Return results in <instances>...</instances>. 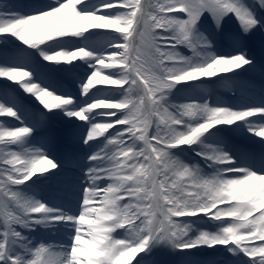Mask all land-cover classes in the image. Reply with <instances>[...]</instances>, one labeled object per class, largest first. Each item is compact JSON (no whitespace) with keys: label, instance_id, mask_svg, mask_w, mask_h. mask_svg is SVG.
Instances as JSON below:
<instances>
[{"label":"snow or ice","instance_id":"1","mask_svg":"<svg viewBox=\"0 0 264 264\" xmlns=\"http://www.w3.org/2000/svg\"><path fill=\"white\" fill-rule=\"evenodd\" d=\"M61 116L63 162L40 134ZM6 117L0 264H264V0H0Z\"/></svg>","mask_w":264,"mask_h":264},{"label":"rangeland","instance_id":"2","mask_svg":"<svg viewBox=\"0 0 264 264\" xmlns=\"http://www.w3.org/2000/svg\"><path fill=\"white\" fill-rule=\"evenodd\" d=\"M238 27V24L237 22L233 19V20H230L227 24V28H230V29H233V30H236ZM252 51L257 55V57L259 58L260 56V52H259V49L255 47V45H250ZM183 51V50H182ZM185 54H189L190 55V52H188V50L186 49L185 51H183ZM22 91V90H20ZM25 96H27V94H24ZM32 100H34V98H31ZM179 99H182V97H179V96H174L173 97V100L174 101H177ZM38 103V102H36ZM53 119V118H52ZM4 121H6L5 119H0V123H3ZM60 121L63 122V125L61 124L60 126H57V128L55 129V131H51V133L49 132H46V135H50L54 141V146H53V150H52V155H55L56 158L58 160H62V158L65 157V155L68 153V149L67 147H69L67 145L66 146H63V141L64 140H73L72 137L69 135V132L70 131H67L66 128H67V125H70L66 122V120L61 116L60 118ZM8 124L9 125H15V126H19L18 123L16 122H13V121H10V120H7ZM79 122V121H77ZM84 123V122H82ZM17 124V125H16ZM231 137L234 136V138H230L228 137V143L229 145L231 146H235V144L238 142V140L241 138L239 135H230ZM256 137H252V139H254ZM74 142V141H73ZM74 143H77L78 145L80 144L78 141L77 142H74ZM253 144V142H250ZM258 144V143H256ZM239 148H242V149H246V150H251L253 149V146H250L249 144H244L243 146L241 145ZM45 189L50 192L52 189L50 188V186H47L45 185ZM47 192V193H48ZM39 198V197H38ZM202 227L204 228H208V229H211V230H214V227L213 225L210 223L206 224V225H202ZM35 236L37 238V240H45L44 242L45 243H49V244H53V243H56V242H60L62 241V237H66V235L64 234V232H59V233H55V235L51 232H48V231H45L43 229L37 231L35 233ZM48 236H51L53 238H56L57 240L55 241H51L49 240L47 237ZM212 257L215 258V259H218L220 257V254L219 253H211ZM229 256L231 257V254L229 253ZM164 258V262L162 261V259ZM247 259V258H245ZM173 260L174 258L169 255V254H166V253H161L159 254L157 257H156V261H157V264H173Z\"/></svg>","mask_w":264,"mask_h":264},{"label":"bare ground","instance_id":"3","mask_svg":"<svg viewBox=\"0 0 264 264\" xmlns=\"http://www.w3.org/2000/svg\"><path fill=\"white\" fill-rule=\"evenodd\" d=\"M242 138L243 137H250V138H252V135L251 134H245V135H240Z\"/></svg>","mask_w":264,"mask_h":264}]
</instances>
